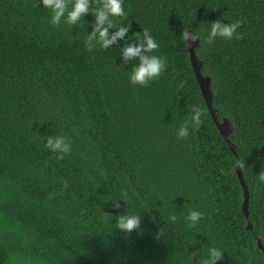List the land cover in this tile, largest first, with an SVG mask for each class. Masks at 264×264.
<instances>
[{"label": "trees", "instance_id": "obj_1", "mask_svg": "<svg viewBox=\"0 0 264 264\" xmlns=\"http://www.w3.org/2000/svg\"><path fill=\"white\" fill-rule=\"evenodd\" d=\"M122 7L116 23L130 24L133 39L148 29L166 60L146 86L129 84L135 61L122 63L119 43L84 47L90 13L79 27L53 26L39 0H0V264H200L210 246L222 252L216 264H264V0ZM217 18L240 20V38L207 44ZM184 28L200 38L201 72L217 117L235 126L237 156L204 102ZM193 104L202 124L178 140ZM53 134L71 142L59 159L43 147ZM190 209L204 213L193 226ZM120 214L140 224L124 232Z\"/></svg>", "mask_w": 264, "mask_h": 264}, {"label": "clouds", "instance_id": "obj_2", "mask_svg": "<svg viewBox=\"0 0 264 264\" xmlns=\"http://www.w3.org/2000/svg\"><path fill=\"white\" fill-rule=\"evenodd\" d=\"M41 7L50 11L49 24L56 26L64 23L68 26H80L85 22L86 13L91 14V30L87 31L84 39V47L88 51L95 48L107 49L111 45L119 43V56L124 64L135 61L128 71V82L131 85L146 86L152 80L158 78L166 68V60L157 54L155 49L159 47L155 38L148 29H142V35L137 34L132 38L130 24H117V18L126 15L122 7V0H39ZM95 5V6H93ZM240 20L224 22L217 18L211 21L205 36V42L212 44L217 38L230 41L240 38ZM110 29H115L109 32ZM181 39L190 42L196 38V34L187 28L180 32ZM125 40L128 42L125 43ZM189 120L182 121L176 128L175 135L178 140H186L190 129L194 132L202 124V109L193 104L190 109ZM43 147L53 153L57 158L71 152L70 140L59 134L46 135ZM259 179L264 181V172L259 174ZM66 186V185H65ZM52 195L51 193L49 194ZM204 213L198 209H190L185 217L189 226L196 225L203 218ZM169 220L175 221L176 216L171 214ZM116 228L124 232H130L140 224V217L135 214H120L116 216ZM221 250L216 247H208L207 255L202 258L200 264H216L221 257Z\"/></svg>", "mask_w": 264, "mask_h": 264}, {"label": "water", "instance_id": "obj_3", "mask_svg": "<svg viewBox=\"0 0 264 264\" xmlns=\"http://www.w3.org/2000/svg\"><path fill=\"white\" fill-rule=\"evenodd\" d=\"M186 43H187V49L189 52L190 64L195 74L197 83L200 87L204 102L206 103V106L208 108L209 114L211 115L213 121L215 122L216 127L218 131L220 132L221 136L227 142L231 151L235 154V156H237L235 145L230 140V135L235 132V126L232 124V122L227 117H222L221 119L217 117L216 115L217 109L213 106L214 95H213V88H212V79L209 75H204L201 72L203 62L196 53V49L200 45V38L199 36H196V38ZM236 175L239 179L240 185L243 190L244 200H243V205H242V211H243V214L246 216V218H248L249 189H248V185L246 183V180L242 173V169L239 164H237ZM247 228L251 229L250 222H248ZM257 246L259 249H261V251L264 254V247L262 245L261 238H257Z\"/></svg>", "mask_w": 264, "mask_h": 264}]
</instances>
